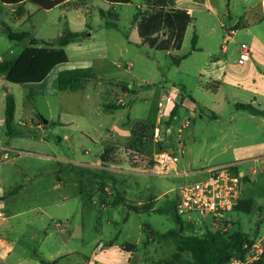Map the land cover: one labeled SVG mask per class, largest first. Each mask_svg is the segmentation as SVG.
<instances>
[{
	"label": "rangeland",
	"instance_id": "1",
	"mask_svg": "<svg viewBox=\"0 0 264 264\" xmlns=\"http://www.w3.org/2000/svg\"><path fill=\"white\" fill-rule=\"evenodd\" d=\"M176 5L193 7L195 22L188 27L181 50L167 52L140 43L133 20L146 9L145 0L122 5L71 0L50 10L29 2L0 1V62L17 59L33 38L56 42L67 28L83 34L65 47L68 63L55 67L40 83L11 82L0 74V187L6 195V218L0 219V264L59 259L63 264H81L101 241L142 248L152 231L176 227L175 218L172 212L137 213L129 204L145 205L154 199L155 208L170 204L181 186L205 177L201 171L226 163L237 164L239 174L246 176L242 197L255 202L251 212L226 213L228 234L239 231L264 237V157L236 160L239 153L264 142V117L258 115L264 110V103L259 104L264 97L256 98L252 108L257 115L252 116L254 112L236 103L253 99V90L226 84L217 95L206 88L219 81L226 61L237 63L246 50L264 76V47L254 42L259 38L264 43V4L262 0H176ZM114 12L119 16L117 27L108 26ZM220 19L227 26H242L231 34ZM9 28L30 36L11 40ZM174 56L184 59L177 65ZM76 68H91L96 77L82 90H60L58 73ZM118 83L133 92H123ZM7 93L16 103L10 134L4 124ZM168 96L173 103L167 102ZM110 103L122 105L106 110ZM174 105L179 108L168 125L169 108ZM187 120L190 125L184 127ZM137 123L155 124L159 130L160 144L154 128V143L145 154L141 149L127 150L128 142L137 139L132 132ZM108 144L118 149L115 162L104 166L100 157ZM159 146L177 153L179 162L155 167L153 156ZM6 152L8 159L2 157ZM104 169L106 179L95 178L94 173L102 174ZM82 170L90 173L83 176ZM119 195L126 201L113 205ZM181 217L192 222L186 235L217 231L211 217ZM148 249L149 256L137 250L132 264H143L144 257L166 258L175 245L169 240Z\"/></svg>",
	"mask_w": 264,
	"mask_h": 264
},
{
	"label": "trees",
	"instance_id": "2",
	"mask_svg": "<svg viewBox=\"0 0 264 264\" xmlns=\"http://www.w3.org/2000/svg\"><path fill=\"white\" fill-rule=\"evenodd\" d=\"M6 4H24L33 3L42 9L50 10L56 6L66 4L71 0H0ZM112 4L122 5L131 3L133 0H106ZM146 9L140 10L134 16V24L136 25L138 36L140 38L141 45L147 46L152 49L161 51H179L182 48L184 38L188 27L195 22V19L191 14L183 8L176 6V0H145ZM84 4V3H83ZM82 5V4H81ZM80 6V5H79ZM74 6V7H79ZM22 8L19 13H22ZM105 16V11H102ZM112 20L108 22V26L117 27V20L119 16L116 12L112 14ZM83 34L74 32L67 28L66 31L58 38L56 42L43 41L40 43L37 39L31 40V45L27 47L17 59L5 60L0 62V74L6 75V78L11 82L16 83H40L46 79L50 72L61 64L68 63L69 57L65 50V47L69 44L77 41ZM30 36L29 32H13L8 29V37L11 40H22ZM197 33L193 36V48L197 50ZM184 59L183 56H174V63L179 65ZM96 77L91 68H76L66 71H62L56 78L57 87L60 90L78 91L82 90L85 83ZM123 92L129 93L133 90L126 84L118 83ZM218 82L211 83L207 86L208 89L216 91L219 88ZM120 103H110L105 105L106 110H114L120 107ZM240 109L256 112L251 105L237 104ZM179 106L174 105L172 110H169L170 122L176 116ZM16 111V103L13 95L7 93L6 95V110H5V126L8 133H12V122ZM126 122L125 125H128ZM155 124L137 123L133 127L132 132L137 139L133 142L131 140L127 144V150L145 151L148 145L153 144V129ZM159 143V142H158ZM160 144V143H159ZM160 147V146H159ZM161 148V147H160ZM117 146L115 144H108L100 160L104 166L113 164L115 162V156L117 152ZM234 171L239 174L237 165L234 167ZM82 175L90 173L89 170H82ZM107 171L102 170V174H96L95 178L106 179ZM246 176H242V180ZM102 193H105L103 188L100 189ZM5 194L0 192V201H3ZM125 198L119 195L118 200L111 202L113 205H118L121 202H125ZM156 201L155 199L153 202ZM150 202L145 205L142 204H129V209L137 213L141 211H155V212H172L176 227L166 232H155L150 230L149 227L146 230L151 232L148 242L144 244L142 248L136 244L126 243L123 245L124 249L132 252L137 250H143L144 255L150 254L148 251L152 244H160L165 241H172L175 245L174 252L166 258H163L153 264H225L234 257L243 258L247 249L245 246L251 244L255 238H252L249 234H245L236 231L234 234L229 235L228 231H207L202 236L186 235L185 231L188 226H192L190 222H184L182 217L177 214L176 206L178 203V195L170 204H166L162 207L155 208L154 203ZM255 206V202L252 198H243L239 200L235 206V211L251 212ZM43 264H58V260L53 262L43 261ZM252 264H264V256Z\"/></svg>",
	"mask_w": 264,
	"mask_h": 264
},
{
	"label": "built area",
	"instance_id": "3",
	"mask_svg": "<svg viewBox=\"0 0 264 264\" xmlns=\"http://www.w3.org/2000/svg\"><path fill=\"white\" fill-rule=\"evenodd\" d=\"M246 48L245 45H243ZM248 50L240 56V63L249 60ZM172 96L167 97V102L173 103ZM160 107H162L160 105ZM25 124V122L19 121ZM2 125V123H0ZM190 121L184 123V127H188ZM155 140L158 139V128H155ZM181 147V144H180ZM3 150L2 148L0 151ZM17 156L23 155L21 152L16 153ZM8 159L7 152L2 155ZM180 157L177 153H172L160 148L153 156L155 167H167L175 165L179 162ZM3 161L1 160L0 163ZM235 164H226L214 166L201 171L205 173V177L193 183H188L178 189V203L176 206L177 214L180 216L190 214H198L203 218L211 217L212 223L217 230L223 228L228 230L229 222L225 219V215L229 211H234L242 197V176L234 171ZM0 188V192H2ZM5 217L3 204L0 202V218ZM192 223V222H190ZM221 231V230H220ZM103 244L100 245V248ZM247 249L243 258L234 257L225 264H252L264 256V237H257L251 244L245 246Z\"/></svg>",
	"mask_w": 264,
	"mask_h": 264
},
{
	"label": "crops",
	"instance_id": "4",
	"mask_svg": "<svg viewBox=\"0 0 264 264\" xmlns=\"http://www.w3.org/2000/svg\"><path fill=\"white\" fill-rule=\"evenodd\" d=\"M262 3L264 4V0H262ZM178 8L186 9L190 14L193 11V7H178ZM207 10L209 13L211 12L210 9H207ZM220 22H221V25L226 30H228L231 34H235L234 30L239 29L242 26L241 23H234L231 26H227L224 22H222L221 19H220ZM243 26L245 27V25H243ZM227 38L232 39V36L229 35ZM254 42L259 44V45H262L264 47V43L259 38H255ZM197 49H199V48H197ZM240 56L238 57V62L235 64H232V63L227 62V61L225 62V65L221 69V72L219 75V81H218V83L220 84L219 88L216 91H212L211 89H209V90H211L213 93H216L218 95L220 93L221 89H223L226 84L231 85L233 88H236V87L243 88L244 87L247 89H251L254 91V94L252 95V96H254L253 99H251L250 101H247V102L246 101L237 102L236 106H237V104H248V105L253 106L254 104H256V102H257L256 98L258 96L264 97V76L259 74L256 71L254 65L251 63V59H249L248 61H246L244 63H240V61H239ZM62 71L63 70H61L60 72H62ZM210 85H211V83L208 86H210ZM206 88H207V86H206ZM263 103H264V101L259 102V104H262V105H263ZM217 106H219V105L218 104L215 105V108ZM172 107L173 106H171V108ZM171 108H169V110H171ZM260 110L261 111H260V113H258V115H261L264 117V113H262V112H264V110L263 109H260ZM215 115L219 117L218 114H215ZM251 115L255 116L257 114L251 113ZM250 149H251V151H249L247 153L243 152V153H239L238 155H236L237 162H243L246 159L256 161V160L260 159L261 157H264V142H258L257 144L252 145ZM226 164H229V163H226ZM226 164H224V165H226ZM230 164H235V163H230ZM235 165H237V164H235ZM242 174H243V172L241 173V175ZM5 198H6V195H5ZM5 198H4V200H5ZM0 202L3 204V201H0ZM139 204H141V203H139ZM4 212H5V210H4ZM5 218H6V212H5V217L0 218V219H5ZM101 244H103L102 248H100ZM134 253L135 252L128 251V250L124 249L123 246L118 245L115 242V240L109 241V242L101 241L92 250L91 257H87L86 260L81 262V264H132V259H133ZM67 256H69V255H67ZM145 256H149V254L145 255ZM63 258H65V257H63ZM143 259H144L143 264H153V263L159 261V260L151 261L148 259V257H144ZM46 262H49V261H46ZM21 263L22 262H19L18 264H21ZM36 264H43V260H40L39 263L37 262ZM58 264H63V259H59Z\"/></svg>",
	"mask_w": 264,
	"mask_h": 264
}]
</instances>
